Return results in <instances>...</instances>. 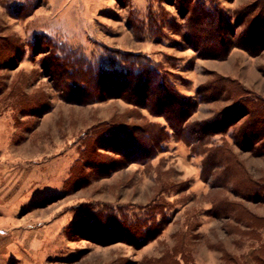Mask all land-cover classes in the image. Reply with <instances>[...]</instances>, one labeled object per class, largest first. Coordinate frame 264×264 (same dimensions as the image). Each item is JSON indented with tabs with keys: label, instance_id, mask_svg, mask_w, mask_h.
Masks as SVG:
<instances>
[{
	"label": "rangeland",
	"instance_id": "1",
	"mask_svg": "<svg viewBox=\"0 0 264 264\" xmlns=\"http://www.w3.org/2000/svg\"><path fill=\"white\" fill-rule=\"evenodd\" d=\"M199 1L217 3L232 26L236 11L253 2ZM180 5L0 0V177L13 193L0 208V264H233L232 256L245 264L262 246L264 191L250 180L264 185L263 143L234 137L251 116L192 148L165 117L123 99L67 103L55 70H45L47 45L109 69L150 62L197 103L191 122L221 118L241 96L264 100V53L234 47L226 60L200 57L185 40ZM215 83L233 93L211 96L205 89ZM146 122L169 137L143 165L111 136ZM218 147L230 158L209 163L207 151Z\"/></svg>",
	"mask_w": 264,
	"mask_h": 264
},
{
	"label": "trees",
	"instance_id": "2",
	"mask_svg": "<svg viewBox=\"0 0 264 264\" xmlns=\"http://www.w3.org/2000/svg\"><path fill=\"white\" fill-rule=\"evenodd\" d=\"M179 10L181 16L186 19L185 40L200 57L226 60L234 47L246 51L253 57H259L264 53V0H255L239 8L235 13L234 26L227 22L224 11L217 3L210 9L199 0H181ZM229 34L233 37L232 41ZM50 46L47 45L46 53L50 54L47 61L52 65L45 67V70L46 68L55 70L50 73L54 75L61 97L67 103L89 106L106 99H123L136 108L147 109L153 115L165 117L179 140L192 148L196 143H209L212 136L236 125L242 118L251 116L252 120L245 122L239 128L237 137L234 136L235 140L239 144H241L239 141H246L247 145L249 143L257 145L261 142L263 143L261 148L264 149V100L258 97L251 100L241 96L235 106L228 110L232 113L226 119L222 115H226L228 111L219 115L221 118L191 122L197 103L180 94L173 82L161 73L158 66L141 61L128 69H109L100 64L87 65L85 62L77 63V60L69 56H63L57 47L53 49ZM38 47L41 49L42 45L39 44ZM219 84L209 85L205 90L208 93L211 90L215 91L211 94L214 97L216 94L220 97L228 92L233 93L227 86L220 87ZM204 93L201 89L202 100L205 98ZM221 119H224V123H220ZM146 123L144 126L127 127L125 133L117 134V132L111 136L114 147L119 146L118 151L123 156L143 165L149 164L158 156L163 149V142L169 137L161 126ZM219 124L223 126H218ZM207 152L209 163L219 156L230 158V153L219 147ZM211 168L213 166H210ZM250 182L255 183L252 187L256 186L257 190L264 191V185H260L259 181L250 180ZM246 190L251 189L249 187ZM217 210L224 211L218 206ZM227 214L230 215L228 211ZM251 258L254 264H264V242L259 249L252 252ZM228 261L240 264L238 261L241 262V259L232 256ZM245 262L251 264L246 260Z\"/></svg>",
	"mask_w": 264,
	"mask_h": 264
},
{
	"label": "crops",
	"instance_id": "3",
	"mask_svg": "<svg viewBox=\"0 0 264 264\" xmlns=\"http://www.w3.org/2000/svg\"><path fill=\"white\" fill-rule=\"evenodd\" d=\"M251 1H254V0H250V2ZM245 85H248V83L246 82L245 83ZM249 86V85H248ZM4 120H3V118H0V126H1V124H2V122H3ZM1 130L2 129H0V134H1ZM4 183L5 182H3V180L1 179V177H0V208H3V206H8V204L6 203V200L8 199V198H11V195L13 194V193H11V194H9V193H7V192H4V190H2V187H3V185H4ZM16 197V196H15ZM10 205V204H9ZM256 242H258V241H256ZM254 250H256V248H253L252 250H251V252H253ZM250 258V260H252V258H251V256H249L248 257V259ZM250 260L248 261L249 263H250ZM251 264H254V262H253V260H252V263Z\"/></svg>",
	"mask_w": 264,
	"mask_h": 264
}]
</instances>
